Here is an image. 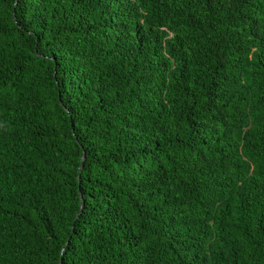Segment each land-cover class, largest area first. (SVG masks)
Masks as SVG:
<instances>
[{
    "label": "trees",
    "instance_id": "1",
    "mask_svg": "<svg viewBox=\"0 0 264 264\" xmlns=\"http://www.w3.org/2000/svg\"><path fill=\"white\" fill-rule=\"evenodd\" d=\"M0 264H264V0H0Z\"/></svg>",
    "mask_w": 264,
    "mask_h": 264
}]
</instances>
